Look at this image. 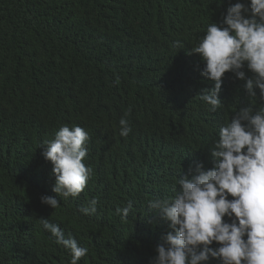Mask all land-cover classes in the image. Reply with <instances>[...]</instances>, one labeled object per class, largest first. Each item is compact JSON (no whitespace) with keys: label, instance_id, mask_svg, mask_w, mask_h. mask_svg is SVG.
<instances>
[{"label":"trees","instance_id":"trees-1","mask_svg":"<svg viewBox=\"0 0 264 264\" xmlns=\"http://www.w3.org/2000/svg\"><path fill=\"white\" fill-rule=\"evenodd\" d=\"M238 2L250 0H0V264H71L41 218L87 249L77 264H155L170 228L149 202L175 198L196 164L214 167L219 130L241 108H264L233 73L221 107L201 99L214 84L192 51ZM64 126L90 137L82 162L92 175L75 198L52 191L43 156ZM92 199L96 211L84 215Z\"/></svg>","mask_w":264,"mask_h":264},{"label":"clouds","instance_id":"clouds-1","mask_svg":"<svg viewBox=\"0 0 264 264\" xmlns=\"http://www.w3.org/2000/svg\"><path fill=\"white\" fill-rule=\"evenodd\" d=\"M223 25L211 23L192 51L205 64L201 75L214 84L200 93L213 111L221 107L219 92L226 73L244 81L248 95L255 97L258 90L264 100V0L228 7ZM245 65L252 76L242 70ZM119 123L120 135L127 137L131 132L128 120L121 118ZM89 139L81 127L64 126L44 146L43 156L52 164L55 176L52 191L58 196L75 198L86 187L92 169L82 161ZM210 156L214 167L205 170L203 164H196L191 178H179L181 191L175 198L149 202L170 228L164 244L156 247L155 264H204L210 257L219 258L222 264H264V108L255 112L251 107L241 108L220 128ZM189 171L193 172L191 166ZM41 203L54 209L59 202L42 196ZM96 204L92 199L79 211L93 214ZM131 208L129 201L117 208V213L127 217ZM224 217L231 222H225ZM41 222L58 244L70 249L71 264L87 255V249L75 239H65L46 219ZM213 243L219 247L213 250Z\"/></svg>","mask_w":264,"mask_h":264}]
</instances>
